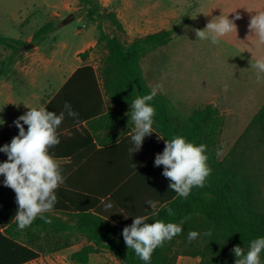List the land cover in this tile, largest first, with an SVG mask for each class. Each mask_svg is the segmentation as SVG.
<instances>
[{
	"label": "trees",
	"instance_id": "obj_1",
	"mask_svg": "<svg viewBox=\"0 0 264 264\" xmlns=\"http://www.w3.org/2000/svg\"><path fill=\"white\" fill-rule=\"evenodd\" d=\"M78 3L93 13L98 31L96 46L107 50L106 64L101 70L90 65L77 69L46 108L51 111L57 103L64 106L67 102L78 113L77 118L67 115L70 130L77 122L100 116L104 123L115 121L111 132L116 133L105 140L98 139L100 149L93 145L92 149L86 150L88 163L84 171L93 179H64L56 190L57 203L50 213L44 214L51 223L37 217L30 227L25 228L33 237L27 246L0 235V240L11 247L6 246L0 264H24L38 258L40 253L69 248L73 245L70 238L74 234L85 236L89 242L72 255L76 262L88 264L91 254L105 250L122 264H145L134 250L128 249L122 235L123 229L130 226L135 217L145 215L149 218L146 223L159 219L179 224L187 218L179 235L154 250L150 264H176L179 256L199 258L200 264H235V246H240L246 254L252 240L264 237V104L220 161L217 157L222 126L219 109L210 104L184 116L168 97L155 96L149 102L155 109L153 133L144 138L139 151L131 154L134 122L128 115L130 104L138 96L151 92L140 61L169 44L174 29L152 33L125 44L103 28L104 22L110 21L124 33L115 13L108 12L99 0H78ZM55 28L50 22L37 30L32 39L34 46L48 39ZM0 45L10 51L0 65V76H5L15 65L20 49L27 44L0 37ZM90 50L81 53L80 57L86 60ZM104 96L118 108L115 113L111 111L102 115ZM102 127L107 129L105 125ZM61 129L57 131L62 132ZM4 132H0V137ZM177 135L196 145H206L205 154L211 168L204 186L194 187L186 199L169 188L170 181L162 175L164 166L154 164L156 155L163 153L166 141ZM78 141L87 147L93 143L94 137L84 131ZM3 182L4 179H0V224L18 226L14 218L18 210L16 194ZM239 184L245 214L239 211L234 193V187ZM149 200L157 203L155 208L148 205ZM109 203L112 207L106 208ZM168 209H172L174 215L170 216ZM63 216L68 219L63 220ZM209 230L211 235H204ZM190 231L200 233L199 238L191 243L187 239ZM7 233L14 234L13 230ZM260 258L264 264V252Z\"/></svg>",
	"mask_w": 264,
	"mask_h": 264
},
{
	"label": "rangeland",
	"instance_id": "obj_2",
	"mask_svg": "<svg viewBox=\"0 0 264 264\" xmlns=\"http://www.w3.org/2000/svg\"><path fill=\"white\" fill-rule=\"evenodd\" d=\"M99 2L108 12L117 15L125 31H118L110 21L104 22V30L125 44L152 33L174 29L169 44L141 59L143 77L151 91L155 85L162 84L163 90L156 96L169 97L184 116L210 104L219 109L222 126L217 157L223 160L264 104V74L258 81L256 70L250 63L252 54V62L264 56V46L258 45L255 34L249 29L251 18L256 12L264 11V0ZM221 15L235 23L236 31L215 45L210 40L198 39L195 30H205L209 22ZM237 15L240 16L238 20L235 19ZM70 16H74L72 21H68ZM50 22L55 24V31L39 49L40 54L53 60V64L46 69L44 66L36 68L38 87L20 88L17 80L10 78L8 84L13 88L9 95L14 96L17 103L33 92L48 91L50 85H58L60 79L55 63H62V72L68 74L75 63L77 50L84 49L88 43L92 45L90 62L98 70L106 64L107 50L95 44L98 31L93 13L78 0H0V37H24L25 43H30V37ZM20 50L27 52L29 49L22 47ZM7 53V49L0 45V65ZM2 80L0 77V82ZM1 96L0 113L5 111L2 107L7 100L5 95ZM241 187L240 184L235 186L234 193L239 211L245 214ZM62 219L68 218L63 216ZM70 241L74 249L89 244L86 237L79 234H74ZM108 254L102 250L94 258L105 259L107 264H122L111 261Z\"/></svg>",
	"mask_w": 264,
	"mask_h": 264
},
{
	"label": "clouds",
	"instance_id": "obj_3",
	"mask_svg": "<svg viewBox=\"0 0 264 264\" xmlns=\"http://www.w3.org/2000/svg\"><path fill=\"white\" fill-rule=\"evenodd\" d=\"M235 19H240V16L237 15ZM249 29L255 34L258 45L264 46V11L256 12L251 18ZM233 31H236L235 23L221 15L209 22L205 30L197 29L195 33L198 39L210 40L215 45ZM252 59L251 68L256 70L259 81L261 74H264V56L255 58L254 62ZM162 90L163 85L157 84L150 94L138 96L130 104L131 111L128 115L135 125L134 134L131 136L134 148L129 149L131 154L139 151L144 138L153 133L155 109L149 102ZM29 109L25 115L14 121L19 129L18 135L10 144L0 147V152L7 155V161L0 163V175L5 177L4 185L14 190L16 194L18 210L14 218L20 230L30 227L37 217L43 219L45 223H51V219L44 214L53 210L57 203L56 190L64 183L65 178L59 162L51 155L50 149L60 143L57 129L63 122L65 113L69 117H78V113L73 111L71 104L67 102L59 114L49 111L43 105ZM24 125H27V131ZM206 151V145H196L177 135L166 141L163 153L156 155L154 164L157 167L164 166L162 175L170 181L169 188L186 199L194 187H203L206 178L211 174ZM147 203L155 208L154 201L149 200ZM105 207L111 208L112 205L109 203ZM168 214L174 215L172 209H168ZM148 219L146 215L137 216L122 232L128 249L134 250L136 256L145 264H150L156 248L163 247L165 242L171 241L182 232V225L187 218L181 220L179 224L166 223L159 219L154 223H146ZM204 235L210 236L211 230ZM199 236L200 233L190 231L187 239L191 243ZM233 252L237 257L235 264H261L264 237L252 240L246 254L238 245L233 248Z\"/></svg>",
	"mask_w": 264,
	"mask_h": 264
},
{
	"label": "crops",
	"instance_id": "obj_4",
	"mask_svg": "<svg viewBox=\"0 0 264 264\" xmlns=\"http://www.w3.org/2000/svg\"><path fill=\"white\" fill-rule=\"evenodd\" d=\"M33 36L34 34L30 37L31 40L33 39ZM3 38H8V37H3ZM9 39L19 40L25 43L24 37H19V38L9 37ZM26 44L28 46L29 43ZM40 45L34 46L33 49L29 48L27 52H22L20 50L17 61L13 66L11 72L5 76H0L3 78V80L0 82V93H3V95L7 97L5 105L2 107V109H4L5 111L0 113V132L5 131L3 135H1L0 137V147H3L6 144H10L11 140L18 135L19 129L15 126L14 121H16L18 117L25 115L27 111L30 110L29 108L32 107L39 108L42 105L47 107L49 103L54 99L56 94L60 91V89L64 86V84L68 81V79L77 69L90 65L97 70V67L90 62L91 61L90 59L92 57L91 54H89L86 60H83L80 57L81 53L85 52L86 50L92 47V45L88 43L84 49L77 50L75 63L70 67V71L68 72V74H64L62 72L63 70L61 68L63 66L62 63L59 62L55 63L57 71L59 73L58 79H60L58 85L56 86L50 85L48 91L47 89H45L40 93L33 92L29 97L23 100V102L17 103L15 97L9 95V92L13 88L12 85L8 84V82L11 81L10 78L12 77L14 80H17L20 88L38 87L39 81H38V76L36 74V68L39 66L40 67L44 66L46 69V67L52 66L53 64L52 59H47L46 55L40 54V49H39ZM7 51H8L7 53L8 55L10 51L8 49ZM5 58L2 59L1 62H3ZM48 82L50 83V80ZM101 84L102 82H100V87L102 89ZM103 99H104L105 111L104 114L102 115H105L111 111L115 113L118 108L116 106L111 105V103L107 100L105 96ZM172 103L174 104L175 108L178 111H180L173 101ZM63 110H64L63 103H57L51 109V111L57 114H59ZM99 117L100 116H98L97 118H90V120H86V121L84 120V122H79V123L77 122V124L73 128L74 130L73 129L70 130V128H68L69 122L67 119V113H65V118L61 123V125L59 126V128L61 129L63 126H65L66 128H64L65 130L61 129L60 131L62 132L57 131L60 139V143L50 149L51 155L54 156V158L59 162L62 168V175L64 176L65 180L93 179L91 176H87L84 171V166L86 165V163H88V161L85 158V152L86 150L92 149L93 145L96 146V149H100L101 146L100 143L98 142V139L105 140L107 137L116 133L115 131L113 133L111 132V127L115 126V121L111 123L109 120L107 123H104V121H102ZM21 123L23 122L21 121ZM103 125L107 126V129L103 128L102 127ZM24 127L25 130L27 131V125ZM132 130H134L133 127ZM84 131L89 132L91 136L94 137L93 143L91 145H88L87 147L80 144V142L78 141L81 140V134L84 133ZM0 156H1L0 163L7 161V155L5 153L0 152ZM0 179H5V177L3 175H0ZM156 205L157 203L155 204V206ZM8 230H13L14 234L13 235L8 234L7 233ZM0 235L7 238L11 237L13 238L15 243L23 246H27L28 241L31 238H33L29 234V229L20 230L16 225L2 226L0 224ZM44 244L46 245V242H44ZM6 246L9 245H5V243L0 240V257H2L1 255H4ZM49 246H51V243L49 244ZM79 250L80 249H74V246H71L69 248L55 252L40 253L38 258L28 261L24 264H81L72 259V255L78 252ZM94 255L95 254L90 255L88 264H107V261L105 259L94 258ZM108 258L111 261H116V262L118 261L110 253L108 254ZM176 264H200V259L189 256H179L177 258Z\"/></svg>",
	"mask_w": 264,
	"mask_h": 264
},
{
	"label": "water",
	"instance_id": "obj_5",
	"mask_svg": "<svg viewBox=\"0 0 264 264\" xmlns=\"http://www.w3.org/2000/svg\"><path fill=\"white\" fill-rule=\"evenodd\" d=\"M74 18V16H70L68 21H72V19ZM34 47V43H29L28 46H26V49L32 48Z\"/></svg>",
	"mask_w": 264,
	"mask_h": 264
}]
</instances>
